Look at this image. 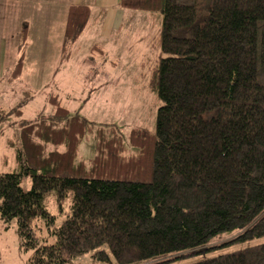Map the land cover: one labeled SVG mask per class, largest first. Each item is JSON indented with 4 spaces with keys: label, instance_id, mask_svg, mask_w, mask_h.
Listing matches in <instances>:
<instances>
[{
    "label": "trees",
    "instance_id": "16d2710c",
    "mask_svg": "<svg viewBox=\"0 0 264 264\" xmlns=\"http://www.w3.org/2000/svg\"><path fill=\"white\" fill-rule=\"evenodd\" d=\"M119 7L162 16L147 78L161 101L155 132L96 125L48 93L50 112L18 128L21 172L0 173V221L14 224L26 264H69L89 252L108 264H264V241L204 256L264 237V0ZM89 19L86 4L68 8L65 45ZM27 35L23 24L19 49ZM22 68L21 55L9 80ZM21 113L0 109V122ZM88 135L96 153L85 164L76 157ZM22 176L30 178L26 192ZM49 195L58 207L69 201L57 227ZM38 219L50 242L36 237Z\"/></svg>",
    "mask_w": 264,
    "mask_h": 264
},
{
    "label": "rangeland",
    "instance_id": "374dc122",
    "mask_svg": "<svg viewBox=\"0 0 264 264\" xmlns=\"http://www.w3.org/2000/svg\"><path fill=\"white\" fill-rule=\"evenodd\" d=\"M34 1L36 4L49 5L50 0ZM19 5L20 3L17 6ZM20 6L22 7L18 10L12 11V15L9 14L7 19L12 23L6 26L9 33L5 35L4 32L7 41L3 46L7 47L10 54L0 57V109L9 111L20 108L22 113L20 117H11L8 121L0 122V173L21 172L15 151V148L19 147L18 128L21 124L34 120L38 114L50 112L51 107L46 97L51 92L59 97L62 106L70 112L78 111L96 125L115 124L124 134L134 128L145 129L151 134L155 132V119L161 101L155 93L148 91L147 78L149 69L157 60V53L151 49V45L160 34V13L117 9L113 35L109 41L103 42L98 38V30L95 29L97 22L110 17L100 9H93L94 13L91 12L88 25L75 44L65 46L64 57L69 56L70 63L64 64L62 57V63L58 64L55 60L56 40L53 36L56 29L51 30L49 23L46 26L43 9L32 8L31 4L25 14L24 10L20 9H25L26 5ZM45 9L50 18L49 22L51 19H57L54 20V25L60 16L63 18V11L49 6ZM32 13H35L36 20L42 18L44 24L40 25L44 27L37 38L39 29L32 25L30 34H33L27 42L25 40V57L29 63L21 76L8 82L13 63L19 58V52L15 54L12 48L20 44V22L28 16L31 20L32 15L34 16ZM94 45L98 50L93 49ZM9 142H12L13 146ZM95 153L93 137L88 135L78 147L76 161L87 164ZM20 185L23 191H28L30 178L22 176ZM45 204L47 212L55 218L56 227L69 214L68 200L58 207L53 195H49ZM33 229L40 241L46 239L50 242L49 229L44 219L36 220ZM222 238L229 237L223 234ZM263 241L264 237L246 244L230 245L204 256L218 255ZM29 255V252H23L19 248L14 224L5 226L0 221V264H26ZM93 255L94 252H89L72 259L69 264H108L106 261L95 259ZM196 260L198 258L176 264H189Z\"/></svg>",
    "mask_w": 264,
    "mask_h": 264
},
{
    "label": "crops",
    "instance_id": "0c3cea01",
    "mask_svg": "<svg viewBox=\"0 0 264 264\" xmlns=\"http://www.w3.org/2000/svg\"><path fill=\"white\" fill-rule=\"evenodd\" d=\"M19 3H20V5L21 4L26 5L25 9H20V10H24L25 14L28 13V11H26V9H28V7H30L31 4H32V8L43 9V13L46 15L45 16L46 26H47V23H49L51 30L56 29V34L53 35L54 40H56L55 41V43H56V46H55L56 54L55 53L54 54L56 57L55 60H57L58 64L62 63V62H60V59L62 57H64V49H65L66 45L64 44V41H63V34H64L63 29L65 28L64 26L66 24V15H67V11H68L69 7L78 6L81 4H86L90 8V16H91V12L94 13V11H92L93 9H100V11H103L107 16L110 17L109 19L106 17L101 22H97V27L95 29V30H98L97 31L98 38L103 42H107L111 39V37L113 35V31H114V26H115L114 25V23H115L114 22V16L116 15V10L120 9L119 0H50L48 3L49 5H47L45 3L36 4L34 0H0V57L1 56L2 57L8 56L10 54V52H8V50H7V47L5 45L3 46V43L7 41L5 39L6 38L5 35H7L9 33L6 29V26L12 23L11 20H8L7 18H8V16L12 15L11 14L12 11H14V10L16 11L20 7H22L20 5L17 6ZM48 6L50 8H57L58 10H60V12L63 11V13H64L63 18H61V16H60V19H58V21L56 22V25H54L53 22H54V20L56 21L57 19H53V20L51 19V21L49 22L50 18H48L47 12L45 9ZM120 10H122V9H120ZM122 11H127V10H122ZM32 14H34V16L32 15L31 20H30V17L28 16V18L26 17L25 19H23L20 22V26H22L23 24H27V26H28V36L26 38V42L29 40L30 36L33 34V33L30 34V30H32L33 24H34V26L37 27V29H39V30H37V38H39V36L41 34V30L44 27V26H41L44 24V23H42V18H38L36 20L35 13H32ZM118 26H119V28L121 27L120 24ZM4 32H5V35H4ZM15 37H17V36H15ZM51 39H52V36H51ZM26 42L23 44L21 49H19V47H20L19 43L17 44V46L15 48H12V50L14 49L15 54H17L19 52V55L17 54V56H19V57L21 55L23 56L24 62H23V68H22L21 74H23L27 63H29L28 59L26 60V57H25V52H26L25 51L26 50L25 44H26ZM73 43L75 44V41ZM94 46H96V45H94ZM96 48H97V46H96ZM96 48H95V50H97ZM43 50H44V48H43ZM20 52H21V54H20ZM99 53H101V52H99ZM54 54H52V55L54 56ZM64 58H63L64 64L70 63L69 56L64 57ZM18 59H16L15 62L13 63L12 70L14 68V65L17 63ZM55 65L56 64H54V66ZM21 74L19 76H21ZM10 75H11V73H10ZM10 75H9V78L7 79L8 82L10 79Z\"/></svg>",
    "mask_w": 264,
    "mask_h": 264
}]
</instances>
